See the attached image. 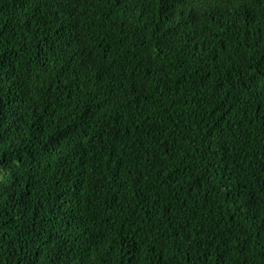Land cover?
Returning a JSON list of instances; mask_svg holds the SVG:
<instances>
[{"label":"trees","instance_id":"1","mask_svg":"<svg viewBox=\"0 0 264 264\" xmlns=\"http://www.w3.org/2000/svg\"><path fill=\"white\" fill-rule=\"evenodd\" d=\"M0 264H264V0H0Z\"/></svg>","mask_w":264,"mask_h":264}]
</instances>
